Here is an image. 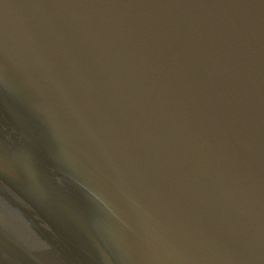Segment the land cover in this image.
<instances>
[{
  "label": "water",
  "instance_id": "1",
  "mask_svg": "<svg viewBox=\"0 0 264 264\" xmlns=\"http://www.w3.org/2000/svg\"><path fill=\"white\" fill-rule=\"evenodd\" d=\"M221 238L264 264V0H0V264H219Z\"/></svg>",
  "mask_w": 264,
  "mask_h": 264
}]
</instances>
